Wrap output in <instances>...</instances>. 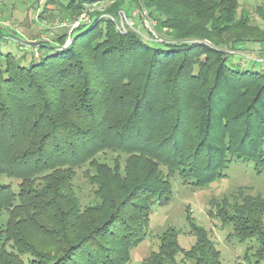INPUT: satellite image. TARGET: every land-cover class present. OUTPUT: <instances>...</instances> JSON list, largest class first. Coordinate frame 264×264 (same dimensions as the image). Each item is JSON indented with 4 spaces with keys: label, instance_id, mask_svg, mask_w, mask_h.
<instances>
[{
    "label": "trees",
    "instance_id": "16d2710c",
    "mask_svg": "<svg viewBox=\"0 0 264 264\" xmlns=\"http://www.w3.org/2000/svg\"><path fill=\"white\" fill-rule=\"evenodd\" d=\"M68 1L74 17L111 4L67 46L64 36L0 52V264H128L152 207L172 201L174 177L205 188L233 163L264 170V70L236 55L264 41L238 18V0ZM127 3L167 39L120 34L106 16ZM223 201L215 215L231 237L259 245L260 264L264 199ZM188 220L191 247L169 228L144 264H223Z\"/></svg>",
    "mask_w": 264,
    "mask_h": 264
},
{
    "label": "rangeland",
    "instance_id": "374dc122",
    "mask_svg": "<svg viewBox=\"0 0 264 264\" xmlns=\"http://www.w3.org/2000/svg\"><path fill=\"white\" fill-rule=\"evenodd\" d=\"M68 0H0V52L3 55L19 54L18 46L30 47L39 44H57L54 39L67 36L66 44L75 29V23L84 22L89 14L102 13L111 3L107 1L82 5L81 15L74 17L66 10ZM128 9V12L126 11ZM118 27L133 31L147 42L167 39L165 33L158 32L157 22L142 11L127 3L125 9H119L117 17L106 16ZM238 18L246 19L259 40L264 41V7L261 0H238ZM74 19V21H73ZM70 21V22H69ZM243 48V49H242ZM237 50L240 58L255 60L264 70V42H249ZM247 56V57H246ZM252 58V59H251ZM254 58V59H253ZM30 62L31 57L26 58ZM242 61L249 67L252 61ZM256 70H260L256 68ZM253 163L231 164L227 177L205 188H194L183 184L179 176L172 179L173 199L165 205L152 207L150 225L146 240L131 252L128 264H144V260L159 247V236L169 228L180 232L179 243L189 249L195 241L191 232V223L204 228L221 252L223 264H255L258 244L241 243L231 237L232 227L224 226L215 215L216 206H222L227 199L230 204L241 202L243 197L260 196L264 199V170L257 173ZM16 185L17 182H14ZM79 186H87L82 173H79ZM221 201H223L221 203ZM213 213V216L210 213ZM182 256L178 259L181 260ZM260 264H264L263 261Z\"/></svg>",
    "mask_w": 264,
    "mask_h": 264
},
{
    "label": "built area",
    "instance_id": "2783aa9c",
    "mask_svg": "<svg viewBox=\"0 0 264 264\" xmlns=\"http://www.w3.org/2000/svg\"><path fill=\"white\" fill-rule=\"evenodd\" d=\"M80 25V22H78V23H75L74 25H73V28L72 29H75V28H77L78 26ZM124 29V28H123ZM122 29V26L119 28L118 27V30H119V32H121V33H124V32H126L127 31V29L126 30H123ZM70 44V40L67 42V44H66V46L67 45H69ZM247 57V56H246ZM252 59V58H251ZM254 59V58H253ZM248 61V60H250V59H246V58H243L242 59V61ZM250 61H252V60H250ZM255 61V60H254Z\"/></svg>",
    "mask_w": 264,
    "mask_h": 264
}]
</instances>
